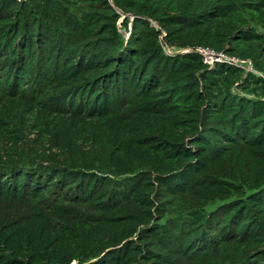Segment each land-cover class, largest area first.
Masks as SVG:
<instances>
[{"label": "trees", "instance_id": "1", "mask_svg": "<svg viewBox=\"0 0 264 264\" xmlns=\"http://www.w3.org/2000/svg\"><path fill=\"white\" fill-rule=\"evenodd\" d=\"M0 264H264V0H0Z\"/></svg>", "mask_w": 264, "mask_h": 264}, {"label": "built area", "instance_id": "2", "mask_svg": "<svg viewBox=\"0 0 264 264\" xmlns=\"http://www.w3.org/2000/svg\"><path fill=\"white\" fill-rule=\"evenodd\" d=\"M195 51L202 56L204 62L209 67H214L216 64L223 63L233 67H240L251 71V69L248 66H246L245 62L231 58L226 54H224L223 52H215L214 50L204 47H198L195 49Z\"/></svg>", "mask_w": 264, "mask_h": 264}, {"label": "rangeland", "instance_id": "3", "mask_svg": "<svg viewBox=\"0 0 264 264\" xmlns=\"http://www.w3.org/2000/svg\"><path fill=\"white\" fill-rule=\"evenodd\" d=\"M121 33L123 34V35H125V32H124V30L123 29H121ZM127 36V35H126Z\"/></svg>", "mask_w": 264, "mask_h": 264}]
</instances>
